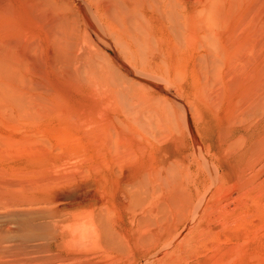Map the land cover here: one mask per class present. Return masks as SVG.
<instances>
[{
	"label": "rangeland",
	"instance_id": "1",
	"mask_svg": "<svg viewBox=\"0 0 264 264\" xmlns=\"http://www.w3.org/2000/svg\"><path fill=\"white\" fill-rule=\"evenodd\" d=\"M65 1H70L71 6L74 4L72 10L75 12L76 0ZM79 1L84 6L87 4L85 0V4ZM243 1L246 2L243 10L260 16L254 30V14L250 15L251 37L255 38L257 30L260 43L264 39V0ZM85 8L91 9L88 4ZM43 23L27 17L28 43L33 44L35 50H28V56H31L26 60L31 58L32 61L25 62L24 73H28L24 74L26 85L22 86V93L0 96V199L9 200L0 201V226L13 216L20 215L21 218L39 212L44 222H53L56 225L54 230L64 232V243L54 252L48 251L44 245L34 248L35 242L22 238L23 232L12 222L10 253L0 263L264 264V157L258 161L261 154L255 151L247 168L244 167L245 171L234 169L232 174L235 171V175L218 178L205 167L198 168L197 161L190 157L191 148L182 145V133L171 128L178 129L184 109L191 112L193 122H197L194 127L198 132L202 128V134L206 126L212 128L216 121L219 122L220 116L226 119L233 108L230 102L237 100L234 93L231 99V94L224 91L225 86H229V79L225 78L223 83L214 80L215 85L210 84L212 88L209 87L207 95L202 94V86L193 77L199 55L193 42L188 47L183 44L177 51L170 49L173 59L162 64V70L166 72L161 77L148 72L140 61L135 66L128 64V57L111 42L108 47L98 41L91 46L88 44L99 77L94 78L83 72L78 62L54 56V51L46 46L47 32ZM82 45L75 48L76 54L77 51L84 53L87 45ZM108 49H113L123 62L125 60L130 73L109 56ZM59 59L65 62L64 65L60 63L62 72L58 67ZM151 83L164 90L156 89ZM210 92H213L211 96ZM173 95L179 96L181 103L173 100ZM210 99L213 102L210 103ZM168 105L174 107L169 112L165 110L169 109ZM202 113L204 119L200 118ZM135 116L139 118L137 121ZM224 119L219 124L222 125ZM182 163L185 170L181 174L177 171L183 168ZM169 164L176 166L177 175L172 176L173 171L171 175L168 173L170 177L163 184L158 185L160 180L151 181L144 175L152 168L154 173L167 174L168 166H172ZM163 167L168 170L164 168V171ZM150 185H153L151 192H156L151 201L153 209H149L145 190ZM74 224L79 227L72 228Z\"/></svg>",
	"mask_w": 264,
	"mask_h": 264
},
{
	"label": "bare ground",
	"instance_id": "2",
	"mask_svg": "<svg viewBox=\"0 0 264 264\" xmlns=\"http://www.w3.org/2000/svg\"><path fill=\"white\" fill-rule=\"evenodd\" d=\"M69 2L65 0H0V96H4L6 94H12V96L19 95L22 93V86L26 85L24 83V80H25L24 74L26 75L28 72L24 73V70L26 67L25 62L28 60H31V58L28 60H26V58L31 56V55L28 56V54L32 50H35L33 48V44H31L30 42L28 43L27 35L29 32L27 31V29H29L28 28L29 25L27 26V17H31L32 19L33 18L39 19L41 20V22L42 21L44 22L43 23L44 25L42 26H45V29H46L45 31L47 32L45 33L47 34L45 37L46 46H48L49 49L54 51L55 53L54 56L57 57L58 55L57 58L64 57L63 59H66V60L68 59L70 61L78 62V64L84 70L83 72L94 76V78H99V77L96 76L97 74L95 73V70H94V66L92 62V60H94L93 51L91 50V48H89V45L91 43L95 44L96 41H98V43L102 42L108 47H111V43H112V45L116 49L118 50L120 49L119 52H123L122 55L125 54L128 57L127 58L128 64L130 63V65L132 64L133 66H135L136 62L140 61L142 62L144 68L148 72L149 71L153 72L154 73L153 75L157 74L161 77H164L163 73L166 72V71L164 72V69L162 70V64L169 62L168 59L170 58L173 59L172 58L173 53H171V50L172 51H177V49L180 50L183 44H185L186 47H188L189 46L188 44L192 45L191 42H193V47H196L197 49H199V55H197L198 60L196 59L197 60L196 70L194 69L195 72L193 73V77L195 78L197 82H199L200 86H202V89H200L201 91L204 92L202 94L207 95L208 91H210V89L212 88L211 86L215 85L214 80L218 79L220 80L221 83H223L224 82L223 80L225 78L226 79L228 78L229 80L227 81H228L229 86H225L224 91L231 94V99L233 98L232 93H234V95H236L235 97H237V100L235 98L233 100H235L236 102H233V103L230 102L231 106L233 105V108H231L232 111L230 109L231 113L227 112L228 115H227V118L225 117L226 119L222 117L224 119L223 124L222 125L219 124V122L223 120L221 119V116H220L219 117L220 120L217 119L219 120V122L216 121L212 128H208L206 126V130H204L203 134L200 131L202 128L199 130V132L196 130L197 127L196 128L194 127V124H195L194 122L196 121L193 122L194 119H192V116L190 115L191 112L189 113L188 110L186 111V109H184L185 112L183 114L181 113L183 115L182 117L183 119L179 123L178 129H175L177 127L174 128L172 126L171 128L176 130L177 133L178 132L180 134L182 133V138L180 137L182 139V143H183L182 145L186 149L191 148L193 153L192 155L190 154L191 155L190 157L197 161L198 168L200 169V167H205L206 169L210 171L211 174H213V176L215 174V176H217L218 178L225 179V178H228L229 176H233V174L235 173L234 171V173L232 174L234 169L239 170L240 168L241 170L245 171L244 167L247 168V165L249 161L252 159V157L254 156L255 151L261 154V156H259L258 158V161H261L264 159L263 158L264 157V66H262L264 62V54H263L264 45L263 46L259 45V44H264V43H261L264 40L262 39L264 37V33H263V37L261 38L262 40L260 43H259L260 37L257 35L258 34L257 30L254 35L255 38L252 39L251 36L253 34L251 35L252 31H251V26H250V22H251L250 15L254 14V16H256L257 14H255L254 12H250V10H246V9L243 10V6H244L243 4L246 3L245 1L243 0H85V3H87L89 7L92 9V10L91 9L89 10L85 8L87 4L84 6L79 0H76L75 1L76 3L75 12L72 10L74 7L73 6L74 4H72L71 6V3ZM254 16H252L253 24H254V26L252 27L253 29L258 26L257 24H258V21L260 20V16H256V17ZM261 26L259 25L260 29L261 28L263 29V27ZM256 36H258V40L256 39ZM79 40L80 42H78ZM38 41L39 40H37V43ZM81 44H83L82 45L83 47H85L86 45L87 47H85L84 51L81 49L84 53L79 54L77 51V54H76L75 48H77V46H80ZM29 49H30V52L28 51ZM112 50L110 49L107 50V53L109 54V56L116 59L117 63H119V65H121V67L124 70H127L126 67L128 66L125 65V60L123 62L122 59L117 57V55ZM96 53L95 55H97ZM31 54H34V53L32 52ZM256 54H258L259 56L257 55L258 56L257 57ZM55 60L58 61V59L56 58ZM60 60L61 59H59V61ZM61 62L62 61L59 62V66H58L60 69L58 70L60 72H62L61 69H63L62 68L63 66H61L60 64ZM62 63H63L62 65H64L65 62H62ZM26 64L28 63L26 62ZM55 65L57 64L55 63ZM67 67H64V69H66ZM250 69H253L255 71L251 72ZM128 72L130 73V71ZM142 73H143V70H142ZM94 78L92 80H94ZM138 79H141V78H138ZM252 80H255V81H252ZM185 81H186V78H185ZM121 82L123 83V79ZM212 82L213 84L210 86ZM217 82H216V86L218 84ZM46 83H47V80H46ZM150 85H153L154 87H156V89H159L161 91L164 90L163 87L157 86V84L151 83ZM180 85H181V82H180ZM221 86L223 87V85ZM131 87H133V85ZM209 87L211 88L209 89ZM232 88H235V90ZM109 89L111 90V88ZM165 91H167L170 94L172 93L170 92V90H165ZM212 93L210 92L209 95L211 96ZM173 97H174L172 98L173 100L175 99L176 102L181 103L182 99L179 98V96L173 95ZM128 98H129V94H128ZM197 98H198V94H197ZM172 99L171 101H173ZM211 101L212 99H210V103ZM188 103L191 104L190 102ZM208 103L209 102L207 101L206 104ZM213 104L216 105V103H213ZM145 106L148 108V105H145ZM209 106L207 107L209 108ZM167 107H169V105ZM171 107L165 110L169 112ZM164 108H161V109L164 110ZM173 108L174 107H172V109ZM210 108H212V104ZM179 110L181 111L180 108ZM235 110H238V113H236L237 111L235 112ZM119 111L121 110L119 109ZM134 113L135 111L133 112V114ZM161 113L162 112L160 111V114ZM171 113H173V111ZM174 114H177V113H174ZM181 114H180V117L182 116ZM129 117H131L130 114H129ZM202 117L204 119L203 113L200 118ZM215 117H217L216 113H215ZM131 118H134V117L132 116ZM177 118L178 117H176V119ZM138 119L136 117L135 120L137 121ZM161 119H164V118H161ZM177 122L178 121H176V123ZM121 125H124V124H121ZM172 125L174 126L175 124H172ZM201 125L202 124H200V126ZM140 126H141L140 128L143 127V125H140ZM136 128L138 129V126ZM179 128L181 132L179 131ZM127 129H131V128H127ZM171 131L173 130L171 129ZM167 133L172 134V132H167ZM167 133L165 135H167ZM114 136H117V135H114ZM174 137H175V133H174ZM170 139H173L174 141L173 137ZM108 140H109V137H108ZM108 140L106 141L108 142ZM173 141L172 143H175ZM158 142H163V140L158 141ZM162 152L165 153V151H162ZM159 154H162V153H159ZM175 164H176V161H175ZM171 165L173 166V164ZM180 166L183 167V163ZM171 167L168 166L170 172L167 168L163 167V169L165 168L168 170L167 174H164L162 172L154 173L153 171H151L153 170L152 168L151 170L147 171L144 175L151 181L160 180L158 182V185H159V184H163L166 182V180L172 174V171L175 172L172 174V176H174V175H177L176 174L177 172H180L182 174L185 170L184 168L185 166L183 168L179 167L181 168V170L178 169V171L176 170L177 169L176 166L175 167L173 166L174 170ZM194 167H195V164H194ZM190 169L191 167L189 168V171ZM145 171L146 170H144L143 172ZM243 171H241L240 173L242 174ZM168 173L169 174L171 173V174L169 175ZM25 183L26 182H24V184ZM153 185H150L151 189L150 187H145V190L147 191L148 201H149L148 202L149 209H153L152 205L154 203H152L151 201L154 200L156 196V192L154 193L151 192L153 189ZM9 186L11 187L10 184ZM4 187H6V185ZM43 187H45L44 184H43ZM8 190H10V188ZM1 200L2 199H0V201ZM3 201L9 202V200L7 201L6 199L2 200V202ZM42 201L43 200H41V202ZM19 216L20 215H18V217H15V218H13L14 217L13 216L12 218L8 219V221L5 219L4 224L0 226V260H3V258L7 257V255H9L10 253V238L12 236L11 235L12 234V226H11L12 222H15L19 226L21 232H23V234L21 235L22 238H25L26 240H32L35 242V244L33 245L34 248H41L43 247L42 245H44V247L47 248V250L49 249L50 251L54 252L56 250H59L62 247L64 243V240H63L64 232L62 231L58 232L54 230L56 225L53 224V222H48V224L44 222L41 213L33 212L32 214L30 215L27 214V216L25 215L21 218ZM78 227L79 226L76 224L72 225V228L74 229ZM0 264H7V263L1 262Z\"/></svg>",
	"mask_w": 264,
	"mask_h": 264
}]
</instances>
